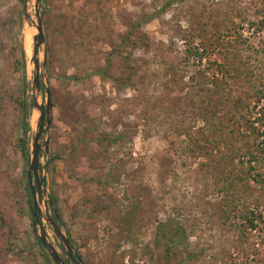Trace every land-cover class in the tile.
I'll return each mask as SVG.
<instances>
[{
    "label": "rangeland",
    "instance_id": "rangeland-1",
    "mask_svg": "<svg viewBox=\"0 0 264 264\" xmlns=\"http://www.w3.org/2000/svg\"><path fill=\"white\" fill-rule=\"evenodd\" d=\"M36 1L28 21L21 0H0V92H18L13 61L22 45L29 154L39 119ZM41 12V84L52 106L40 160L42 223L65 264L46 215L56 220L50 197L82 264H264V0H42ZM144 18L148 44L132 50L131 87L119 90L98 71L111 44ZM122 64L116 57L108 67L115 78H127ZM229 90L251 93L237 121L226 118ZM7 100L0 94L8 117L0 122V213L8 223H0V264H55L34 228L30 157L15 151L21 115Z\"/></svg>",
    "mask_w": 264,
    "mask_h": 264
},
{
    "label": "trees",
    "instance_id": "trees-1",
    "mask_svg": "<svg viewBox=\"0 0 264 264\" xmlns=\"http://www.w3.org/2000/svg\"><path fill=\"white\" fill-rule=\"evenodd\" d=\"M48 13H44V25L46 28L50 29V24H48ZM148 21V18H144L141 21L132 24V26L129 28V30L121 37L120 43H112L111 44V53L108 59V64L100 71H98V74L104 78H108L111 80L114 85L119 90H125L128 87H131L132 83V73L135 71V68L132 67V50L141 49L143 45H147L146 37L147 35L143 32V25L146 24ZM50 34H47V38H49ZM128 51H131L128 53ZM17 52V59L13 61V73L15 76H17V81H19V88L18 92H14L11 90V86H7L6 89H3V92H0L1 97L4 101L7 100V96L11 97V100H13L14 104L17 106V110L19 111L21 117L19 119L20 126L18 129L22 130V136L18 139L16 143L15 151L16 153L21 156L25 157L26 159L29 158V145H28V137L31 133V125L29 122V106L26 100L23 99V96L26 94V86L28 82L27 78V62H26V55L24 52V48L22 45H18L16 47ZM239 54H234V60L238 58ZM116 57H119L121 62L123 63V68L125 71V75L127 78H115L111 71L109 70V66H111L114 63V59ZM226 61V67L231 64V58L225 57ZM49 66L51 67V59H50ZM228 64V65H227ZM52 68V67H51ZM108 68V69H107ZM111 68V67H110ZM225 86L228 85V83H224ZM43 89L45 88L44 84H42ZM15 93H18L19 96L16 98ZM251 93L250 92H243V91H236L229 90V92L226 94L224 99V105L226 109V118L228 121L236 120L237 118L242 115L244 109L248 107L249 105V99ZM53 107H55V104L53 103ZM8 117L5 115V110L3 108H0V122L3 121V123H6ZM236 124V122L234 123ZM217 127L216 123L214 122V131H212L213 136L216 133ZM109 137H106V141L108 142ZM216 141V140H213ZM110 143L112 144L113 141L110 140ZM238 144H241L240 142H235L234 145L237 147L236 152H241L242 148ZM58 159V158H55ZM54 202L57 203V201L54 199ZM0 223L3 226H6L7 220L4 218L3 214L0 213ZM252 227L254 226V220L251 222ZM11 227V226H9ZM9 243V242H8ZM8 244V250L13 251L12 245L9 246Z\"/></svg>",
    "mask_w": 264,
    "mask_h": 264
},
{
    "label": "water",
    "instance_id": "water-1",
    "mask_svg": "<svg viewBox=\"0 0 264 264\" xmlns=\"http://www.w3.org/2000/svg\"><path fill=\"white\" fill-rule=\"evenodd\" d=\"M41 3L42 0L36 1V19L37 22H33V26L37 30V35L34 37V52H33V58L32 63L35 66V72H34V78H33V92L35 95L34 100V108L39 113V119L37 122V128L34 134V143H33V150L30 154V167L28 171V181H29V189L31 192V196L33 199V207H32V213L34 218V228L37 229L39 227L40 229V235L37 233L41 245L49 252L51 255L53 261L55 264H65L63 259L61 258L58 251L54 248L52 244L48 242L47 234L45 226L43 225V217H42V205L45 203L46 207L48 204L44 201V198L46 197V179L41 177V164L40 160L42 158L43 154V145L42 140L43 136L48 133L50 121H51V112H52V106H51V97L49 93V89L46 87L45 90L48 93L47 98V104H39L38 102V96L42 92L43 87L41 84V63H40V52L41 48H43L46 45V37L44 33L43 23H42V12H41ZM21 5L24 8V15L25 18L30 21L31 17L28 13V5L29 0H21ZM46 61V60H45ZM46 63V62H45ZM46 67V64H44V68ZM46 154L49 152V142H46L45 147ZM49 205L51 208H53L54 212V218H51L48 210L46 211V215L48 218L49 223L54 229V232L58 239L61 241L67 255V261L68 263L72 264H82V259L80 256H77L76 252L74 251V248L72 246V243L69 238H67L60 227L58 226L56 221H59V217L57 214V211L54 208V202L52 197L49 198Z\"/></svg>",
    "mask_w": 264,
    "mask_h": 264
},
{
    "label": "bare ground",
    "instance_id": "bare-ground-1",
    "mask_svg": "<svg viewBox=\"0 0 264 264\" xmlns=\"http://www.w3.org/2000/svg\"><path fill=\"white\" fill-rule=\"evenodd\" d=\"M30 6H31V3H29V5H28V13H30ZM32 38H33V35H27V39H26V46H29L30 44H31V42H32ZM34 52V51H33ZM31 54L33 55V53H32V47H31ZM33 126H34V120H33Z\"/></svg>",
    "mask_w": 264,
    "mask_h": 264
}]
</instances>
